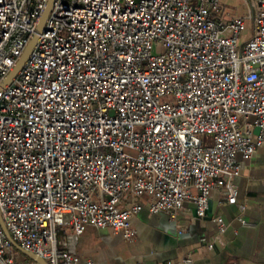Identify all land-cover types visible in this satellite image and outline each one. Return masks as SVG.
<instances>
[{"label":"built area","instance_id":"1","mask_svg":"<svg viewBox=\"0 0 264 264\" xmlns=\"http://www.w3.org/2000/svg\"><path fill=\"white\" fill-rule=\"evenodd\" d=\"M47 1L0 0V82ZM243 1L54 0L0 91V264H22L6 231L47 264H78L87 224L130 240L143 195L203 218L221 179L236 204L239 157L264 144V0Z\"/></svg>","mask_w":264,"mask_h":264},{"label":"crops","instance_id":"2","mask_svg":"<svg viewBox=\"0 0 264 264\" xmlns=\"http://www.w3.org/2000/svg\"><path fill=\"white\" fill-rule=\"evenodd\" d=\"M219 1L226 18L247 12L243 0ZM239 160V175L232 180L237 189L236 204L227 202L228 192L221 179L220 186L210 191L209 209L203 218L196 216L192 203H186L174 216L165 210L151 213L143 195L139 211L128 219L135 237L127 240L109 227L87 224L71 246L78 264L86 259L96 264H264V144L251 158ZM237 204H244L243 218L250 226L236 219ZM217 215L224 224L221 232L213 220ZM12 253L22 264L32 261H26L14 244Z\"/></svg>","mask_w":264,"mask_h":264},{"label":"water","instance_id":"3","mask_svg":"<svg viewBox=\"0 0 264 264\" xmlns=\"http://www.w3.org/2000/svg\"><path fill=\"white\" fill-rule=\"evenodd\" d=\"M53 2L54 0H48L46 3V6L44 8V10L42 11L35 31L32 34L30 40L28 41L27 45L25 46L22 54L20 55V57L18 58L16 65L12 68V70H10V72L2 79V81L0 82V91L11 82V80L17 75V73L19 72V70L22 68L23 64L25 63V61L27 60L28 56L30 55L35 43H36V39H37V35L42 31L46 18L53 6ZM7 237L9 238V240L11 241L12 244H14L16 247H18L24 254H26L32 261L36 262L37 264H47L46 261L41 258L38 255H35L29 251H26L22 248H20L18 246V244L11 238V236L8 234V232L6 231Z\"/></svg>","mask_w":264,"mask_h":264},{"label":"rangeland","instance_id":"4","mask_svg":"<svg viewBox=\"0 0 264 264\" xmlns=\"http://www.w3.org/2000/svg\"><path fill=\"white\" fill-rule=\"evenodd\" d=\"M247 26H248V22H247ZM248 35H249V30H248V28H246L245 31H244V33H243V35H242V37L239 39V42L244 41L245 38H246ZM23 257L25 258L26 261L29 260V257H26L24 254H23Z\"/></svg>","mask_w":264,"mask_h":264}]
</instances>
